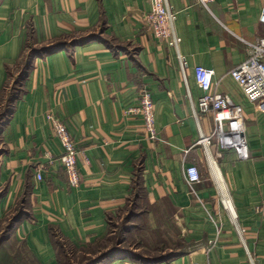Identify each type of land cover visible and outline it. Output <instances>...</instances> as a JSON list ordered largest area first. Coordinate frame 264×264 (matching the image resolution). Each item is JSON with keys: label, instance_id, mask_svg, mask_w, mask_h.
<instances>
[{"label": "crops", "instance_id": "0c3cea01", "mask_svg": "<svg viewBox=\"0 0 264 264\" xmlns=\"http://www.w3.org/2000/svg\"><path fill=\"white\" fill-rule=\"evenodd\" d=\"M151 1L0 0V264H63L66 248L74 264H251L247 252L264 264V101L249 102L230 76L264 39V0H215L208 10L168 0L183 72L145 24ZM196 67L214 71L209 94L240 107L247 160L197 144L215 123L213 112L193 118ZM144 90L155 140L133 112ZM49 117L63 119L80 151L76 187ZM189 166L198 183H186Z\"/></svg>", "mask_w": 264, "mask_h": 264}, {"label": "built area", "instance_id": "2783aa9c", "mask_svg": "<svg viewBox=\"0 0 264 264\" xmlns=\"http://www.w3.org/2000/svg\"><path fill=\"white\" fill-rule=\"evenodd\" d=\"M199 5L205 9L215 2V0H196ZM145 24L151 29L155 38L166 42L177 53V58L181 71H184L185 61L179 55L178 48L181 39L175 31L176 14L173 11L168 0H152L150 11L144 16ZM259 22L264 24V10H262ZM250 48V57L235 67L230 72L231 78L239 86L242 94L249 102L264 101V39L255 44H248ZM195 82L201 92V96L193 109V118L197 120L201 114L213 112L214 131L210 136H200L198 145L206 148L215 141L218 149L223 151H233L238 160L245 161L249 158V147L245 137V128L243 116L240 107L236 106L231 98L225 94H209L213 83L214 71L211 69L196 67L194 68ZM143 123L145 132L150 140H155L157 134L154 127V103L150 92L141 91L138 98V107L133 110ZM52 124L54 136L60 143L61 154L57 161L62 166L70 187H76L79 184L78 157L80 151L77 148L73 138L67 131L63 119L49 117ZM53 163L52 156H49V164ZM38 182L42 181L41 172L36 174ZM185 180L188 185L198 183L200 175L195 166H189L185 169ZM220 203L223 209L228 213L232 221L236 220V214L233 210L231 201L221 196ZM238 235L244 233L243 229L237 228ZM247 256L251 264H254L250 254Z\"/></svg>", "mask_w": 264, "mask_h": 264}, {"label": "trees", "instance_id": "16d2710c", "mask_svg": "<svg viewBox=\"0 0 264 264\" xmlns=\"http://www.w3.org/2000/svg\"><path fill=\"white\" fill-rule=\"evenodd\" d=\"M33 55H34V52L31 51L30 54H29V58L27 60V63L24 66L23 71L21 72V75H20L21 80L26 76V73H27L28 69L30 68V65H31V60L30 59L32 58ZM16 83H18V81H16ZM16 83H15V86L17 85ZM13 93L11 95V100H14V98H15V96H14L15 94H13ZM9 107H10V101L8 102V105L6 106V108L9 109ZM0 117H2V114L0 115ZM11 229H12L11 225L9 227H7V229L3 233V236L1 238V240H4L7 237V235L9 234ZM102 259H103V257H100V258H97V259H92V260H85L82 264H96V263L101 262ZM2 261L3 262L8 261V262H11L12 264H32V262L30 260H28L26 257H21V256L17 259V261L11 260L9 257H8L7 260L3 259ZM27 261H29V262H27Z\"/></svg>", "mask_w": 264, "mask_h": 264}, {"label": "rangeland", "instance_id": "374dc122", "mask_svg": "<svg viewBox=\"0 0 264 264\" xmlns=\"http://www.w3.org/2000/svg\"><path fill=\"white\" fill-rule=\"evenodd\" d=\"M0 152H1V147H0ZM93 249H91V248H89V249H87V250H85V253H90L91 251H92ZM66 253H65V252ZM4 253H6V251H4ZM5 255V254H4ZM59 255L61 256V263H63V264H68V261H66L67 259L70 261V263L69 264H74V261H75V258L73 257V254L72 253H70V251H69V249H65V250H63V251H60V253H59ZM63 258H65L66 260H63ZM77 259V258H76ZM94 259H96V258H94ZM85 260H92V259H90V258H87V257H83L82 258V263L85 261ZM25 261V260H24ZM65 261V262H64ZM27 262H29V261H27ZM77 262V261H76ZM75 262V263H76ZM20 263V262H19Z\"/></svg>", "mask_w": 264, "mask_h": 264}]
</instances>
